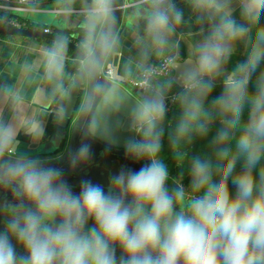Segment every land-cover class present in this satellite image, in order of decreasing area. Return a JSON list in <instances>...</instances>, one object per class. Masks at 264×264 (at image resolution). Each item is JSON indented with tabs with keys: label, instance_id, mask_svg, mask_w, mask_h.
<instances>
[{
	"label": "clouds",
	"instance_id": "1",
	"mask_svg": "<svg viewBox=\"0 0 264 264\" xmlns=\"http://www.w3.org/2000/svg\"><path fill=\"white\" fill-rule=\"evenodd\" d=\"M21 3L39 11L38 0ZM53 3L58 17L77 18L79 35L73 44L71 34L56 32L22 66L29 83L38 82L40 106L24 113V89L0 85V191L12 195L0 203V264H264V0ZM121 11L135 49L122 74ZM130 81L140 89L135 96ZM81 89L85 137L115 144L114 118L123 112L134 133L127 155L148 161L135 171L122 167L107 190L82 180L74 192L62 168L18 139H43L46 107ZM169 101L179 117L168 140L186 164L187 187L182 179L169 185L160 156ZM56 114L71 115L63 103ZM217 123L210 151L189 156ZM90 156L82 142L68 163L75 169Z\"/></svg>",
	"mask_w": 264,
	"mask_h": 264
},
{
	"label": "water",
	"instance_id": "2",
	"mask_svg": "<svg viewBox=\"0 0 264 264\" xmlns=\"http://www.w3.org/2000/svg\"><path fill=\"white\" fill-rule=\"evenodd\" d=\"M38 5L39 9L43 8V5ZM7 8L11 9L14 15L23 17H28V14L35 12L22 3L0 0V12H3L4 9ZM118 15L120 16L121 21L124 11L119 12ZM54 21H58L56 26L60 28L61 25L59 24V18L55 17ZM78 25L79 22L77 20V22L73 25L67 24L60 28L73 36V44L76 43V37L79 35ZM55 33L56 32L53 31L44 32L42 30L29 27L15 28L0 25L1 35L43 37L51 39V36ZM131 88V92L129 93L130 95L135 96V94L140 91L136 87ZM81 93L82 89L79 91H70L68 99L63 103L66 107H68L71 115L59 118L56 112H54L51 118H47L45 120V135L43 139L38 142H33L31 138L19 139L20 145L23 150L29 152V154L33 156L39 157L46 165L62 168L64 170V178L71 186H73L74 192H79L80 182L82 180H90L94 184L103 185L105 190H107L109 179L113 175L114 166L118 169L119 158L129 157L125 151L124 144L126 139L129 136L134 135V133L129 131L127 127V116L122 112L118 115V117L114 118L119 120V127L116 131L117 142L115 144H109L108 141L100 137L86 138L83 127H78V125H81V118L77 112ZM58 102L59 100H57L55 104ZM73 118H75V123H73ZM82 142L90 144L91 156L88 161L83 162L77 168L73 169L68 163V158L70 153L74 152ZM139 162L142 165L145 163V161ZM94 171L96 172L95 182L93 181ZM82 177H85V179ZM5 199L11 201V193L0 191V203H2ZM0 219L3 222L4 218L2 216H0ZM117 254L119 255V251Z\"/></svg>",
	"mask_w": 264,
	"mask_h": 264
},
{
	"label": "crops",
	"instance_id": "3",
	"mask_svg": "<svg viewBox=\"0 0 264 264\" xmlns=\"http://www.w3.org/2000/svg\"><path fill=\"white\" fill-rule=\"evenodd\" d=\"M12 2L20 3V0H9ZM38 4L43 5V8L39 11L31 12L28 14V17L23 16H14L11 9H4L3 12L11 14V18L18 19L24 18L30 25V28L42 30L45 27L50 28L53 32L60 31L61 27L64 25L75 24L77 18L75 16L68 18L67 20L58 17L55 10V5L53 0H38ZM5 13V14H6ZM125 15L120 21L118 29L120 35L124 40V47L121 52V55L116 59L117 69L121 74L125 70L126 63L129 58L135 56V49L132 47L131 31L128 25L125 23ZM19 17V18H18ZM59 18L60 28L56 26L58 21H54V18ZM22 22V21H21ZM182 32L186 31L181 29ZM185 43L181 46V55L185 56L187 54L186 50V41L187 37L184 38ZM50 39L43 37H27V36H15V35H1L0 34V85H16L17 87H22L26 94L27 103L23 107L24 113H30L33 107L40 106L39 99L35 96V90L38 87V82L33 81L29 83L31 78L29 75L22 73V66L26 61L35 60L40 51L39 46L49 43ZM239 55H242V48L238 52ZM157 61L155 58L151 62ZM133 71H135V66H132ZM69 71H72L69 67ZM130 89L131 86L128 85ZM59 103H64L59 101L51 103L46 107L45 111V120L51 118L53 113L56 112V108ZM8 108V114L11 115L13 109L5 104ZM50 116V117H49ZM18 139H30V137L21 133ZM91 224V221H90Z\"/></svg>",
	"mask_w": 264,
	"mask_h": 264
},
{
	"label": "trees",
	"instance_id": "4",
	"mask_svg": "<svg viewBox=\"0 0 264 264\" xmlns=\"http://www.w3.org/2000/svg\"><path fill=\"white\" fill-rule=\"evenodd\" d=\"M0 18L4 17H11V14H8L6 12H0ZM6 13V14H5ZM2 15V16H1ZM11 15V16H10ZM14 15V14H13ZM16 16V15H14ZM19 18V17H18ZM20 21L24 22L25 27H31V25L24 19L20 18ZM237 58H242V55L237 54ZM221 88L218 85L217 88L213 91L212 95L210 96L209 100H211L213 97L220 94ZM179 117V110L175 105H171L169 108V111L166 116L165 121V136L163 138V147L161 151V159L168 165L169 171H170V180L169 185H172L173 180H181L184 183V185L187 187L189 184V176L186 171V164L183 160V158H176L175 155H173L172 149L169 144L168 140V131L171 130V128H174L175 122ZM244 119H247V108L245 109ZM219 127L218 123L212 126V130L209 132L208 136L205 138L197 139L189 149V156L194 155L196 153L202 152V151H210L209 144L212 140L216 129ZM183 173V176L181 175Z\"/></svg>",
	"mask_w": 264,
	"mask_h": 264
},
{
	"label": "rangeland",
	"instance_id": "5",
	"mask_svg": "<svg viewBox=\"0 0 264 264\" xmlns=\"http://www.w3.org/2000/svg\"><path fill=\"white\" fill-rule=\"evenodd\" d=\"M118 162H119L118 163V169H117L116 166H114L113 175L114 174H117L122 167L123 168H126V169H131V170L135 171V170H138L140 167L143 166L139 161H136V160H134V159H132L130 157H120ZM145 163H148V161H145ZM95 175H96V172L94 171V180H93L94 182H95ZM82 178L85 179V177H82Z\"/></svg>",
	"mask_w": 264,
	"mask_h": 264
},
{
	"label": "built area",
	"instance_id": "6",
	"mask_svg": "<svg viewBox=\"0 0 264 264\" xmlns=\"http://www.w3.org/2000/svg\"><path fill=\"white\" fill-rule=\"evenodd\" d=\"M4 1H9V0H4ZM20 3H21V0H20ZM0 25L11 26V27H15V28H23V27H25L24 22H21V21L15 19V18H11V17L0 18ZM42 31H44V32H52V30L50 28H48V27H45L44 29H42ZM152 63L158 64V63H160V61L157 60V61H154ZM128 85L131 86V87H136L131 81L129 82ZM171 105H172V102L169 101L168 107L170 108Z\"/></svg>",
	"mask_w": 264,
	"mask_h": 264
},
{
	"label": "flooded vegetation",
	"instance_id": "7",
	"mask_svg": "<svg viewBox=\"0 0 264 264\" xmlns=\"http://www.w3.org/2000/svg\"><path fill=\"white\" fill-rule=\"evenodd\" d=\"M3 227H4V224H3V222L0 219V230H3Z\"/></svg>",
	"mask_w": 264,
	"mask_h": 264
},
{
	"label": "bare ground",
	"instance_id": "8",
	"mask_svg": "<svg viewBox=\"0 0 264 264\" xmlns=\"http://www.w3.org/2000/svg\"><path fill=\"white\" fill-rule=\"evenodd\" d=\"M15 1V0H14ZM16 2V1H15ZM1 14V13H0ZM2 16V15H1ZM20 19V18H19ZM18 20V19H17ZM20 21V20H19Z\"/></svg>",
	"mask_w": 264,
	"mask_h": 264
}]
</instances>
